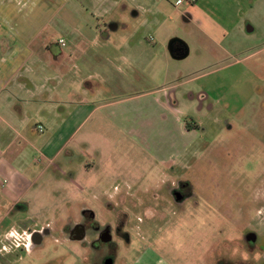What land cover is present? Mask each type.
<instances>
[{
  "label": "rangeland",
  "instance_id": "374dc122",
  "mask_svg": "<svg viewBox=\"0 0 264 264\" xmlns=\"http://www.w3.org/2000/svg\"><path fill=\"white\" fill-rule=\"evenodd\" d=\"M171 1L173 7L166 8L157 26L140 30L141 44H129L124 52L133 57L136 53L142 77H154L157 84L145 78L133 89H168L177 101L174 114L194 132L185 138L169 121L173 116L169 113L163 123L152 114L141 118L138 112L144 148L126 139L115 153L110 148L106 161L94 159L98 166L87 161L84 169L82 163L58 162L55 166L61 173L57 167L52 169L54 182L45 177L32 185L24 201L26 210L13 209L0 223V264H102L107 250L89 247L92 232L83 244L63 235L69 221L81 220L82 209L91 210L95 221L111 231L116 246L113 264L264 262V217L255 216V210L264 207V0H200L198 6L208 22L205 29L201 20L194 24L182 18L197 2ZM138 20L131 15L119 21L111 39L129 40ZM248 26L254 32L248 33ZM173 39L189 46L188 58L177 61L170 56L168 45ZM117 87L108 89L104 98L131 93V87ZM129 105L127 112L134 116L140 106ZM52 116H37L35 121L51 130L55 128ZM201 122L203 128L196 129ZM35 138L26 149L32 172L43 139ZM91 143L92 148L105 144L103 140ZM152 144L154 150L160 148L155 155L170 144L175 157L166 156L165 165L159 164L161 159L145 150ZM162 178L166 179L161 182ZM182 181L190 185L192 195L181 203L173 191ZM256 192L261 199H255ZM106 193H114L113 198ZM190 220H198L201 227L184 237L181 248L171 241L157 243ZM12 228L27 234L12 237L16 233L12 231L6 238ZM43 229L51 232L36 248L30 233ZM251 233L257 235L253 247L246 238Z\"/></svg>",
  "mask_w": 264,
  "mask_h": 264
},
{
  "label": "crops",
  "instance_id": "0c3cea01",
  "mask_svg": "<svg viewBox=\"0 0 264 264\" xmlns=\"http://www.w3.org/2000/svg\"><path fill=\"white\" fill-rule=\"evenodd\" d=\"M198 1L187 8L185 13L190 19L184 21L196 24L201 20L205 29L208 22ZM171 3V0H0V223L13 209L26 210L24 201L32 185L45 177L54 182L52 169L61 164L58 162L82 163L84 169L87 161L98 166L94 159L106 161L107 152L115 153L119 142L126 139L144 148L138 112L141 118L152 114L153 119L157 116L163 123L169 113L173 115L169 121L180 128L185 138L194 132L174 114L177 101L175 95L167 94L168 89L160 87L146 92L133 89L145 78L157 84L154 77H142L136 53L133 57L124 52L129 44L133 47L141 44L140 30L157 26ZM131 15L139 20L132 27L134 32L129 40L124 39L128 43L112 40L111 33L119 29V21L124 22ZM122 42L124 47L120 49ZM117 86L131 87V93L115 99L104 98L108 89ZM129 104L135 107L134 116L127 112ZM37 116H52L55 128L49 130L35 121ZM132 117L136 120L132 121ZM204 125L196 124V129ZM38 126L44 128L42 133ZM35 137L43 139L38 142L36 170L32 172L28 169L31 163L26 149ZM101 140L105 142L103 146L96 144L92 148L91 141ZM159 149L154 150L153 144L145 148L153 158H160L162 165L164 157H175L170 144L155 155L154 151ZM56 171L61 173V168ZM5 210L8 212L3 213ZM11 236L19 235L16 232Z\"/></svg>",
  "mask_w": 264,
  "mask_h": 264
},
{
  "label": "flooded vegetation",
  "instance_id": "af4514ba",
  "mask_svg": "<svg viewBox=\"0 0 264 264\" xmlns=\"http://www.w3.org/2000/svg\"><path fill=\"white\" fill-rule=\"evenodd\" d=\"M189 17L190 16L188 13H185L182 15V18L186 21H189V19H190ZM250 33H252V32H250ZM176 47H179V44H177ZM260 95L263 96V94H260ZM185 183L186 182L182 181L179 184L177 190L173 191L174 196L176 193H178L183 197V199L181 201H177V202L182 203V202L188 200L192 195V190H191L190 185L185 184ZM174 198L177 200L176 196ZM80 215H81V218H80L81 220L78 223H71V221H69V224L63 229V235L65 236V238L67 240H70L71 242L83 244V243H86L85 242L86 239L91 237V235H89L90 234L89 232H92L94 235H93V240L91 241V243H89V247L93 251H98L99 249L106 248V250H107L106 256L104 258H102V264H105V262L108 259H113L112 258V250L116 248L115 244L113 243V239L110 243H103L102 242L103 234L105 233L106 229L102 228V226H100L95 221V214L91 210L82 209ZM50 232L51 231L48 229H43L41 231H35V232L31 231L29 239L32 242V246H33V243H34V247H36V248H38V246H41V244H43V242H44L45 236L49 235ZM246 238H247V236H246ZM37 242H40V243L37 244ZM255 243H257V241L256 242L248 241V246L253 247ZM29 252H32V250H30ZM221 264H223V263H221ZM224 264H235V263L232 261H226V262H224ZM244 264H246V263H244ZM250 264H256V263H250ZM261 264H264V262Z\"/></svg>",
  "mask_w": 264,
  "mask_h": 264
},
{
  "label": "clouds",
  "instance_id": "9594fccd",
  "mask_svg": "<svg viewBox=\"0 0 264 264\" xmlns=\"http://www.w3.org/2000/svg\"><path fill=\"white\" fill-rule=\"evenodd\" d=\"M164 179H166V178H162L161 182H163ZM106 195H108L109 199H112L114 193H106ZM261 198H262L261 193L256 192L255 199L259 200ZM189 215H191V213ZM255 216L256 217H264V207L256 209L255 210ZM199 227H201V224L198 220H190V221L182 222L175 230L167 232L166 236L162 240H159L157 243H166V242L171 241V242L175 243L176 248L179 249L185 243L184 237L186 235L194 234L195 231L197 230V228H199ZM181 228L183 229V233L181 232ZM189 229H191V232H189ZM12 231H16V229L15 228L10 229L9 232L5 234V237L8 238L9 237L8 234ZM17 233H18L19 237H21L23 235L20 232H17ZM230 238H232V237H230ZM13 246L19 248L21 245L14 243ZM24 247L26 250L28 249L27 244H25ZM235 251L236 250H234V252ZM242 256H243V259H245V260L248 259L246 254H242ZM255 258L257 260L260 259L259 255H257ZM161 264H163V261H161Z\"/></svg>",
  "mask_w": 264,
  "mask_h": 264
},
{
  "label": "water",
  "instance_id": "95a60500",
  "mask_svg": "<svg viewBox=\"0 0 264 264\" xmlns=\"http://www.w3.org/2000/svg\"><path fill=\"white\" fill-rule=\"evenodd\" d=\"M247 32H253V28H251L250 26L247 27ZM179 44V47H176V45ZM168 51L170 53V56L177 61H182L186 58L189 57L190 55V49L189 46L177 39H173L170 41L169 45H168ZM175 196L177 197V201H181L183 199V197L176 193ZM113 237L111 235V232L109 229H106L105 233L103 234V238H102V242L103 243H110L112 241ZM247 239L248 241L251 242H256L257 241V235L256 234H249L247 235ZM40 242H37V244H39ZM114 261L113 259H108L105 264H113Z\"/></svg>",
  "mask_w": 264,
  "mask_h": 264
},
{
  "label": "built area",
  "instance_id": "2783aa9c",
  "mask_svg": "<svg viewBox=\"0 0 264 264\" xmlns=\"http://www.w3.org/2000/svg\"><path fill=\"white\" fill-rule=\"evenodd\" d=\"M197 0H192V2H196ZM38 130L39 132H43L44 131V128L42 126H38Z\"/></svg>",
  "mask_w": 264,
  "mask_h": 264
}]
</instances>
